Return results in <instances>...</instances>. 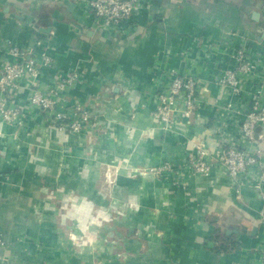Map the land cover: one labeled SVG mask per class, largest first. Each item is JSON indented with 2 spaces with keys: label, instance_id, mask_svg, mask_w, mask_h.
Returning <instances> with one entry per match:
<instances>
[{
  "label": "crops",
  "instance_id": "0c3cea01",
  "mask_svg": "<svg viewBox=\"0 0 264 264\" xmlns=\"http://www.w3.org/2000/svg\"><path fill=\"white\" fill-rule=\"evenodd\" d=\"M13 44L31 58L42 50L54 57L43 70L42 87L77 70L80 80L64 95L94 119L80 133L62 132L29 102L32 81L15 92L26 122L13 126L0 116V232L7 240L0 264L98 260V252L78 253L72 241L54 236L48 215L56 208L51 199L57 196L62 204L67 190L82 192L84 178L98 188L102 167L115 194L123 181V194L141 203L128 208L139 220L130 218L119 228L131 256L121 263L109 254L107 264H263L262 193L245 182L238 195L222 168L194 175L185 156L193 137L216 150L220 128L239 134L242 115L224 114L215 100L249 109L253 80L234 95L215 78L234 66L231 56L241 46L263 72L264 0H143L119 30L98 27L86 0H0V65ZM172 69L195 76L205 101L190 122L166 132L152 111ZM168 161L181 174L136 180L129 170H116Z\"/></svg>",
  "mask_w": 264,
  "mask_h": 264
},
{
  "label": "built area",
  "instance_id": "2783aa9c",
  "mask_svg": "<svg viewBox=\"0 0 264 264\" xmlns=\"http://www.w3.org/2000/svg\"><path fill=\"white\" fill-rule=\"evenodd\" d=\"M98 27L119 30L132 13L142 7L143 0H86ZM10 58L0 65V116L13 126L26 122L24 110L14 103L15 92L23 82L30 80L29 102L47 113L58 130L74 134L84 130L94 115L79 104H69L64 92L80 80V73L71 70L57 76L51 85L39 83L43 70L54 64V57L42 50L39 58L28 57V52L13 44L8 48ZM234 66L222 70L216 76V84L229 88L234 95L246 90L248 78L253 80L251 106L241 110L233 100H215V105L224 114H241L238 122L239 134H229L219 129L215 139L216 150L201 138H191L192 149L186 153V168L194 175L210 176L216 167L222 168L230 178L232 186L241 195V185L251 183L264 197V70H259L258 61L251 58L245 46L232 54ZM168 82L156 92V107L152 114L160 120L164 131H171L178 124L190 122L205 101L202 86L192 74L172 69L167 72ZM2 131H0V136ZM16 137V136H15ZM182 168L171 162L151 167L148 173L156 177L161 174L180 173ZM144 173H147L144 171ZM181 174V173H180ZM180 181V180H179ZM264 219V208L261 210ZM7 240L0 232V246ZM264 264V251L263 258Z\"/></svg>",
  "mask_w": 264,
  "mask_h": 264
},
{
  "label": "rangeland",
  "instance_id": "374dc122",
  "mask_svg": "<svg viewBox=\"0 0 264 264\" xmlns=\"http://www.w3.org/2000/svg\"><path fill=\"white\" fill-rule=\"evenodd\" d=\"M123 168H125V171L129 170V175L134 173L136 176L133 178L136 180L140 179V177L144 178L148 174L149 176H154L153 173H148L151 166L132 167L129 164H122L121 168H116V170L120 174ZM104 171V167H102L100 174L98 173L96 182L98 188L84 178L82 192H74L66 188V199H61L62 204L59 203L60 198H57V196L52 198L51 203L56 208H51L53 211L50 216L48 215L49 220L53 222L54 229L52 231H57L54 236L58 237L61 235L66 238L68 243L72 241L73 245L71 247H74L78 253H99L98 260H93L91 264H107L109 254L117 257L121 263L124 262L125 258L131 256L123 248V240H121L123 231L119 230V228L126 222L129 223L130 218L134 221L139 220L138 214L131 217L133 215L131 212L133 211L129 213L128 208H132V210L133 208H141V203L134 200V197L129 199L123 194L126 191H122L124 185L121 184L125 182H119V179L116 184L119 182L120 185L118 184L119 187H117L118 190L115 194V191L113 192V189L108 186V182L104 179ZM144 171L147 173H144ZM164 176L166 175H159L162 178ZM129 185L131 187L132 183H129ZM133 193L135 194V192ZM164 199L163 196L162 200L165 203ZM36 214L39 220L43 219L41 212L38 213L36 211ZM54 223L57 229L54 227ZM39 246L42 249L44 245L39 244ZM90 262L91 259L88 260L86 257L82 263L90 264Z\"/></svg>",
  "mask_w": 264,
  "mask_h": 264
}]
</instances>
